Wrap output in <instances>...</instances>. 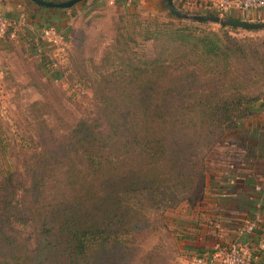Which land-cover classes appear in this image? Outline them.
Here are the masks:
<instances>
[{
	"label": "trees",
	"instance_id": "16d2710c",
	"mask_svg": "<svg viewBox=\"0 0 264 264\" xmlns=\"http://www.w3.org/2000/svg\"><path fill=\"white\" fill-rule=\"evenodd\" d=\"M86 2L82 0L69 8L83 6ZM172 3L179 8L174 0ZM33 4L37 9L51 8ZM154 6L157 10H167L178 22L155 20L154 28L148 23L144 38L150 41L152 51L143 58L131 52L130 47L122 50L121 40L125 36L116 35L115 53H120L122 61L114 69L111 80L102 75L98 82L103 89L101 92L105 93L106 84L110 91L101 100L105 106L98 108L102 128L92 127L82 118L67 136V151H73L78 162L61 158L48 160L45 152L43 158L26 166L28 174L24 185L8 169L0 174V264H128L132 251L140 245L138 235L149 225L146 210L153 213L181 207L191 213L196 208L195 181L188 165L193 158H188L186 148L178 147L175 142L174 124L179 119L176 114L164 117L156 109L157 90L169 96L177 89L190 92L194 82L200 83L193 79L200 72L228 76L238 66L244 70L239 60L246 55L238 41L200 27L208 23L183 21L171 14L165 0L155 1ZM198 12L219 14L209 8ZM44 26L52 25L45 22L41 27ZM219 29L231 28L219 26ZM126 42L124 40L128 46ZM30 47H33L30 56L42 57L46 76L52 82L55 78L59 80L63 66L50 72L39 46ZM251 69L255 72L253 67ZM245 82L247 79L236 86L229 83L228 88L235 91L233 96L229 92L215 102L210 99L203 104H211L215 110L218 105L227 113L236 107L239 114L225 134L205 151L200 160V172H197L201 181L207 172L228 169L242 162L248 145L238 142V125L256 114L264 119V94L249 96L237 91L246 89ZM256 83L255 79L253 84ZM201 84L205 85V81ZM206 89L215 90L211 92L215 96L218 89L224 88L223 83H219L216 88L208 86ZM113 90L116 94L111 93ZM143 91H146L147 102L153 105L144 113L131 108L139 105ZM231 97L236 106L228 105ZM111 103L118 105L109 108ZM143 115L149 122L145 128L139 125L144 123ZM161 123L168 129L166 132L159 130ZM197 154L198 149L191 150L192 157ZM162 166L165 168L161 169ZM54 175L66 177L74 193L64 191L49 197L47 184ZM21 191L31 192L32 196L31 202L22 207ZM29 222L33 223L30 224L34 225L36 233L32 247L29 241L33 239L23 237L16 228L17 224L27 226Z\"/></svg>",
	"mask_w": 264,
	"mask_h": 264
},
{
	"label": "rangeland",
	"instance_id": "374dc122",
	"mask_svg": "<svg viewBox=\"0 0 264 264\" xmlns=\"http://www.w3.org/2000/svg\"><path fill=\"white\" fill-rule=\"evenodd\" d=\"M174 1L181 9L198 12L204 10H199L198 4L210 5L209 9H212L214 0ZM129 4L127 8H115V5L103 4V7L87 15L82 10L69 14V22L65 29L67 33L63 30L67 35L63 33L66 37L64 46L69 62L61 68L63 73L57 82H52L46 76L41 56L25 57L17 53L20 56L13 69H8V73L0 81V174H4L8 169L24 185L28 174L26 166L43 158L45 152H47L44 154L45 158L48 160L61 158L78 162L76 154L73 151H67L69 149L67 136L82 118L86 119L92 127L102 128L100 126L103 122H101L98 108L105 106L101 100L110 91H108L109 85L106 84L105 93L101 92L103 89H100L98 82L102 75L111 80V75H115L114 69L118 68L122 61L120 53H115L116 35L119 33L125 36L121 40L122 50L130 47L131 52L143 58L152 51L150 41L144 38L148 23L151 28H154L155 20L159 23L178 22L165 9L157 10L154 15H146L139 12L136 3ZM263 9L264 6L254 8L243 12V15L239 12L234 17L243 20H264L250 18L253 11L259 14ZM200 27L214 30L238 41L246 57L239 60V63L245 66L244 70L241 71V66H238L228 76L200 72L193 77L200 83L194 82L190 92L177 89L173 95L169 96L157 90L156 109L164 117L169 113L176 114L179 119L174 124L175 142L178 147L186 148L188 158H193L191 165L190 163L188 165L195 181L193 183L195 199L191 193L194 201L199 199L203 191L201 178L197 175L201 168L200 160L209 146L225 134L239 114L236 107L227 113L224 109L218 108V105L216 110L211 108L213 106L211 104L203 106L204 102H210V99L215 102L221 98V95L226 96L229 92L230 96H233L235 91L234 88H228L229 83L236 86L246 79V89L237 91L249 96L264 94V30L226 29L221 31L219 25L216 24ZM124 40L128 41L126 42L128 46L124 44ZM255 79L257 83L253 84ZM203 81L205 85L201 84ZM219 83H223L224 89H218V94L212 96L211 92L215 90L207 91L206 88L208 86L216 88ZM103 86L104 84L101 88ZM111 93L116 94L115 90ZM142 94L139 105H132L131 108L144 113L153 105L147 102L146 91ZM232 99L234 98L228 99V105L236 106ZM117 105V103H111L108 107L113 108ZM143 119L144 123H139V125L145 128L149 122L145 115ZM159 130L163 133L168 129L163 128L161 123ZM163 143L166 144V141ZM160 148H163V144ZM196 149H198V154L192 157L191 150ZM65 154L69 156L66 157ZM163 168L165 166L161 167ZM76 178L81 179V177ZM47 185L49 197L64 191L67 194L74 193L66 177H60V175L51 177ZM79 187L78 185L77 188ZM196 191L199 192L196 193ZM31 197V192L22 193L21 191L19 193L20 206L30 203ZM145 214L149 225L144 228L142 234L138 235L140 245L136 251H132V259L128 264H184V255L181 254L182 246L175 234L178 228L175 220H191V213H188V209L179 207L153 213L146 210ZM30 223L32 222H29L27 226L17 224L16 228L23 237L33 239L29 241V246L32 247L36 233L33 223Z\"/></svg>",
	"mask_w": 264,
	"mask_h": 264
},
{
	"label": "crops",
	"instance_id": "0c3cea01",
	"mask_svg": "<svg viewBox=\"0 0 264 264\" xmlns=\"http://www.w3.org/2000/svg\"><path fill=\"white\" fill-rule=\"evenodd\" d=\"M155 1L116 0L113 6L127 8L132 2L140 13L154 15L157 12ZM32 2L0 0V14L9 22L5 35L0 38V81L8 69H13L20 56L18 52L25 57L32 54L30 46L37 44L43 23L63 31L70 13L82 10L87 15L107 4L102 0H87L83 6L62 10L56 7L37 9ZM198 6L199 10L210 7ZM236 13L239 12L230 8L225 14L235 16ZM250 18L264 19V9L259 14L253 11ZM63 33L66 35L67 31ZM237 129L238 142L248 145L242 162L228 169L207 172L191 220H175L178 224L175 234L182 246L184 264H201L199 260L217 246L233 241L248 250L249 264H264V119L256 114L243 120ZM256 213H262L261 223L254 231L241 234L244 219Z\"/></svg>",
	"mask_w": 264,
	"mask_h": 264
},
{
	"label": "built area",
	"instance_id": "2783aa9c",
	"mask_svg": "<svg viewBox=\"0 0 264 264\" xmlns=\"http://www.w3.org/2000/svg\"><path fill=\"white\" fill-rule=\"evenodd\" d=\"M109 5H114L115 0H102ZM264 6V0H214L212 10L225 14L230 8L236 9L241 14L251 9ZM243 15V14H242ZM8 20L0 14V38L6 33ZM66 37L63 31L53 26H44L41 29L37 45L39 51L45 56L46 67L50 72L58 71L68 62V53L65 45ZM57 82V78L54 79ZM264 110V108H263ZM262 221V213H256L246 218L240 227V233L254 231ZM250 254L238 241L223 243L201 258V264H249Z\"/></svg>",
	"mask_w": 264,
	"mask_h": 264
},
{
	"label": "water",
	"instance_id": "95a60500",
	"mask_svg": "<svg viewBox=\"0 0 264 264\" xmlns=\"http://www.w3.org/2000/svg\"><path fill=\"white\" fill-rule=\"evenodd\" d=\"M32 1L38 5H43L47 7L69 8L82 0H66L63 2H54L48 0H32ZM165 3L171 14H173L174 16H176L181 20L216 24L231 29L264 30V20H243V19L233 18L228 15L183 11L177 8L172 3V0H165Z\"/></svg>",
	"mask_w": 264,
	"mask_h": 264
}]
</instances>
